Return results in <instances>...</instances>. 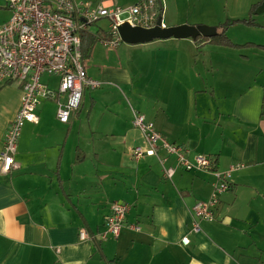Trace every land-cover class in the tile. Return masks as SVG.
Returning a JSON list of instances; mask_svg holds the SVG:
<instances>
[{
  "label": "crops",
  "instance_id": "crops-1",
  "mask_svg": "<svg viewBox=\"0 0 264 264\" xmlns=\"http://www.w3.org/2000/svg\"><path fill=\"white\" fill-rule=\"evenodd\" d=\"M257 1L229 0L231 14L238 15L240 9L246 13ZM163 3L167 28L187 25L176 0ZM192 19L187 26L203 27L199 18ZM227 50L249 53L236 59ZM190 51L153 49L154 77V69H162L165 74L160 73V81L172 79L176 69L190 65L184 64ZM216 54L218 60L224 56L223 64L217 60L218 73L230 63L231 68L240 64L249 69L221 90L224 105L216 119L200 116L197 110L196 103L208 88H183L177 94L174 88L162 89L164 109L154 110L150 120L142 114L171 143L189 148L190 160L210 156L219 172L245 165L232 174L231 190L219 196L215 221H199L201 231L192 232L193 207L210 200L215 176L178 170L167 181L155 157L135 161L131 150L145 145L130 113L114 114L115 120L98 127L123 139L96 145L93 133L82 135L80 110L64 125L57 114L44 118L41 105L39 124H27L19 140L20 169L0 175V264H264V50L217 49ZM107 55L97 57L93 52L87 61L88 77L117 90V86L132 88L129 70L107 62ZM90 66L99 67V73L89 70ZM162 90L155 91L157 97ZM21 97L20 85H0V153ZM177 99L186 105L173 109ZM70 137H74L71 143ZM174 164L173 158L168 160V166ZM116 201L131 205V212L118 239L101 241ZM131 226L141 231H132ZM81 230L94 239L81 241ZM185 238L190 239L189 245H183Z\"/></svg>",
  "mask_w": 264,
  "mask_h": 264
},
{
  "label": "built area",
  "instance_id": "built-area-1",
  "mask_svg": "<svg viewBox=\"0 0 264 264\" xmlns=\"http://www.w3.org/2000/svg\"><path fill=\"white\" fill-rule=\"evenodd\" d=\"M6 3L12 17L8 23L0 25V85H20L22 97L20 109L5 134L0 153V175L20 169L16 159L20 137L27 124H39L38 108L44 102L54 101L58 121L67 125L80 110L85 90L101 86L100 82L88 77L82 59V36L92 34V26L101 21L108 22V32L99 28L96 35L112 50L123 42L120 29L125 25L152 30L161 21L160 27L167 28L163 22V0H141L126 7L118 6L115 0H101L95 5L84 0H6ZM44 76L57 79V90L43 82ZM133 126L141 133L145 146L132 149V158L141 161L155 157L165 180L172 181L178 170L215 176L210 200L198 202L193 207L192 232L199 233V221H215L219 196L231 190L232 174L245 165H233L228 171L219 172L210 156L196 155L190 160L189 148L171 143L144 115L134 113ZM171 158L175 164L168 166ZM130 212L128 203L114 202L99 239H118ZM130 228L141 231L137 226ZM79 238L81 241L93 239L86 230L80 231ZM182 243L189 245L190 239L185 238Z\"/></svg>",
  "mask_w": 264,
  "mask_h": 264
},
{
  "label": "rangeland",
  "instance_id": "rangeland-1",
  "mask_svg": "<svg viewBox=\"0 0 264 264\" xmlns=\"http://www.w3.org/2000/svg\"><path fill=\"white\" fill-rule=\"evenodd\" d=\"M84 1L90 4L95 2V0ZM116 1L118 6L126 7L134 5L141 0ZM176 2L180 5V12H183L180 16L185 18L184 22H187V25H191L189 22H192V18L197 17L201 22H204V28H202L204 34H209L215 28L219 30L221 25L230 23L226 35L233 43L240 42L237 45L241 46L238 48H227L211 43H205L203 45L202 39L198 42L189 39H168L155 40L151 43L139 45H130L122 42L116 50H112L104 46L100 41L97 42L94 47L96 56L106 57V53H108L109 61L107 62L115 66L127 68L133 78L134 86L132 88L117 86L119 88L117 90L99 81L101 86L98 89L85 90L80 107L81 112L79 114V118L84 121L81 124L82 135L84 132H87L88 136L90 133H93L91 136L96 145L106 140L112 142L123 139V135L121 134L107 135L98 130V127H106L109 119L115 120L114 114L125 117L130 113L134 121V113H138L149 115L148 120H150L149 118L154 110L164 109L165 102L162 101V98L165 97V94L163 90L168 87L174 88L175 94L180 93L179 90L183 88H189L190 90L193 88H203L199 90L208 88L207 91L209 92L199 97L196 103L198 106L197 110L200 116L210 115L211 119H216L221 108L220 106L224 105V97L221 95V90L231 86L233 84H230L231 82L239 81L243 74L242 72L249 70L240 64L231 68L230 63L227 69L223 66L225 70L218 73L217 60L219 57H216L217 49H264L255 46L256 44L264 45V0H258L257 3L251 4L246 13H242L240 9L238 15L231 14L229 0H176ZM171 13L172 11H170L169 15ZM178 13L177 10H174L176 16ZM11 17V12L7 10L6 0H0V25L8 23ZM236 20L242 22L233 24ZM250 21H254L256 26L248 25ZM185 24L183 23L182 25L187 26ZM99 28L108 32V22L101 21L99 24L92 26L90 32L96 35ZM194 33L195 30L192 34ZM168 41L172 42L169 43ZM246 43L249 45L245 46ZM153 49H191V57L184 59V64L190 62V65L185 66L180 71L176 69L172 75V79L165 81L163 77L164 81H160V73L165 74V72L162 69H154L157 75L154 77L152 69V63L154 64ZM227 51L234 55L236 59L243 53H249L243 50ZM218 61L223 64L224 56L220 57ZM241 63L245 64L243 61ZM85 65L88 67L87 61ZM95 69L99 73V67L95 68L94 66H90L89 70L95 71ZM161 76L163 75L161 74ZM177 78L182 82H179ZM43 82H48L52 89L57 90V79L44 76ZM214 89L217 91L213 92ZM156 90H162L161 94L158 95L159 97L156 95ZM158 100L160 101L158 102ZM182 101L181 99L175 100L172 103V108L176 109L177 107L183 106V104L186 105V102L183 103ZM193 102L194 100L190 101V105ZM40 110H42L43 117L46 119H50L57 114V107L53 101L44 102ZM90 113L91 117L88 120ZM73 138L70 137L69 143L72 142ZM78 139H80V134L78 135ZM132 216L136 215L133 213Z\"/></svg>",
  "mask_w": 264,
  "mask_h": 264
},
{
  "label": "water",
  "instance_id": "water-1",
  "mask_svg": "<svg viewBox=\"0 0 264 264\" xmlns=\"http://www.w3.org/2000/svg\"><path fill=\"white\" fill-rule=\"evenodd\" d=\"M161 21L158 27L152 30H145L141 28H131L128 25L123 26L120 29V35L122 41L130 45H139L151 43L155 40H167L171 38L186 39L192 38L196 39L198 37H213L216 36V29L211 31L209 34H204L202 28L204 27H192V26H181V27H169L162 29L160 27ZM195 30V33L192 32Z\"/></svg>",
  "mask_w": 264,
  "mask_h": 264
},
{
  "label": "trees",
  "instance_id": "trees-1",
  "mask_svg": "<svg viewBox=\"0 0 264 264\" xmlns=\"http://www.w3.org/2000/svg\"><path fill=\"white\" fill-rule=\"evenodd\" d=\"M239 22H242V21L236 20L233 22V24H236ZM248 25L256 26L254 21L248 22ZM228 26H230V23H227L225 25H221V28H220L221 31L216 36H213V37H202L201 36V37L196 38L194 41L198 42L200 39H202L203 44L211 43V44H216L218 46L227 47V48H238V47H240L241 45H237V44L233 43L227 37L226 32L228 30ZM97 42H99L98 35L83 34V36H82V59H83L84 63L92 58L94 47L97 44ZM247 45H249V44H246L245 46H247ZM251 45H254V44H251ZM255 46L260 47V48H264V46H260V45H255ZM6 85H11V84H6ZM93 239H94V237H93Z\"/></svg>",
  "mask_w": 264,
  "mask_h": 264
}]
</instances>
